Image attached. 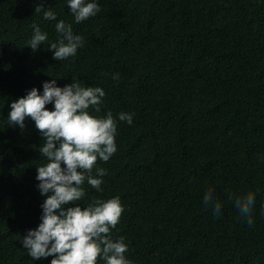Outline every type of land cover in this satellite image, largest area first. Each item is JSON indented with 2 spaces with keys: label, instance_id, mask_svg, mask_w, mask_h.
I'll use <instances>...</instances> for the list:
<instances>
[{
  "label": "trees",
  "instance_id": "obj_1",
  "mask_svg": "<svg viewBox=\"0 0 264 264\" xmlns=\"http://www.w3.org/2000/svg\"><path fill=\"white\" fill-rule=\"evenodd\" d=\"M98 3L100 13L76 24L68 0H0V264L53 259L33 260L22 246L41 223L47 196L36 177L47 160L35 122L11 125L10 105L73 78L105 91L91 114L117 118V152L96 165L107 170L102 191L85 181L79 203L120 197L112 236L126 238L132 264H264V0ZM41 4L56 21L35 12ZM59 20L84 38L63 61L49 50ZM33 23L49 37L36 51ZM121 112L134 114L132 124ZM210 187L219 214L203 203ZM249 192L251 227L234 206Z\"/></svg>",
  "mask_w": 264,
  "mask_h": 264
},
{
  "label": "clouds",
  "instance_id": "obj_2",
  "mask_svg": "<svg viewBox=\"0 0 264 264\" xmlns=\"http://www.w3.org/2000/svg\"><path fill=\"white\" fill-rule=\"evenodd\" d=\"M68 7L74 22L80 24L95 17L102 11L98 0H68ZM43 13L44 20L56 21V13L35 8ZM33 35L29 46L36 51L48 41V33L33 23ZM55 41L49 45L56 61L75 57L84 46V38L74 34L72 23L59 20L55 24ZM119 73L113 75L119 80ZM70 85L57 86V80L44 82L43 94L33 88L28 94L12 102L9 113L11 125L24 128V120L31 117L43 137L39 152L47 163L37 167L38 189L47 196L42 207L41 223L35 230H29L22 240V246L33 260L53 257L51 264H132L126 257L129 245L124 236L113 238L125 211L119 196L111 199H94L86 207L80 206L85 197V181L96 191H102L103 177L107 170L97 167V162L107 163L117 152V118L111 111L103 116L90 113L101 111L106 95L101 87L83 86L75 78ZM54 104V110H46V105ZM131 113L118 114L119 121L133 122ZM61 165H64L62 167ZM95 169V175L93 170ZM49 193H51L49 195ZM214 189L209 188L203 203L219 214L222 205L214 200ZM229 194V199L232 200ZM75 205L66 207L67 205ZM255 204V194L236 197L234 206L249 227Z\"/></svg>",
  "mask_w": 264,
  "mask_h": 264
}]
</instances>
